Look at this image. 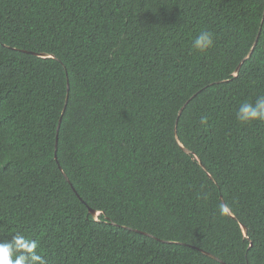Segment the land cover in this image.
I'll use <instances>...</instances> for the list:
<instances>
[{"label":"trees","instance_id":"obj_1","mask_svg":"<svg viewBox=\"0 0 264 264\" xmlns=\"http://www.w3.org/2000/svg\"><path fill=\"white\" fill-rule=\"evenodd\" d=\"M260 96L264 0H0V241L264 264V122L235 115Z\"/></svg>","mask_w":264,"mask_h":264},{"label":"clouds","instance_id":"obj_2","mask_svg":"<svg viewBox=\"0 0 264 264\" xmlns=\"http://www.w3.org/2000/svg\"><path fill=\"white\" fill-rule=\"evenodd\" d=\"M213 46V33L207 30H201L192 41V47L201 53ZM235 115L242 125L264 122V96L254 102H242ZM206 120V117H201L202 124ZM0 264H47V260L37 240L17 231L11 239L0 241Z\"/></svg>","mask_w":264,"mask_h":264},{"label":"water","instance_id":"obj_3","mask_svg":"<svg viewBox=\"0 0 264 264\" xmlns=\"http://www.w3.org/2000/svg\"><path fill=\"white\" fill-rule=\"evenodd\" d=\"M250 53H251V52H250ZM250 53L248 54V56L250 55ZM38 56H39V57H43V58H44V57H47L45 54H38ZM237 71H238V68L236 69L235 73H237ZM179 114H180V111H179ZM180 147L182 148V150H183L185 153H189L188 150L185 149V148H183L181 145H180ZM55 158H56V157H55ZM222 203H223V202H222ZM223 206L225 207L224 203H223ZM89 213H90L91 215H93V216H96L95 211H93V210H91V209H89ZM242 230H243L244 236H246V229L243 227ZM208 255H209V254H208Z\"/></svg>","mask_w":264,"mask_h":264}]
</instances>
